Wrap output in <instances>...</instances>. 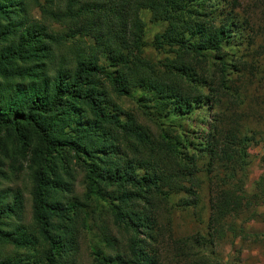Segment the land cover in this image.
Wrapping results in <instances>:
<instances>
[{"label": "trees", "instance_id": "trees-1", "mask_svg": "<svg viewBox=\"0 0 264 264\" xmlns=\"http://www.w3.org/2000/svg\"><path fill=\"white\" fill-rule=\"evenodd\" d=\"M258 145L264 0H0V264H84V234L90 264H228L264 241ZM204 183L205 231L174 236Z\"/></svg>", "mask_w": 264, "mask_h": 264}, {"label": "rangeland", "instance_id": "rangeland-1", "mask_svg": "<svg viewBox=\"0 0 264 264\" xmlns=\"http://www.w3.org/2000/svg\"><path fill=\"white\" fill-rule=\"evenodd\" d=\"M244 7L251 2V0H241ZM142 19L145 21L146 33L145 39L149 42L155 32L162 29L159 24H155L151 21V14L148 10H142L140 12ZM145 52L150 54L154 58H161L162 53H158L150 46H146ZM126 107H133L135 103L131 100L124 101ZM252 157V165L246 182V188L250 189L253 181L260 175L261 166L260 158L264 153V147L262 145L252 146L249 149ZM204 181V179H203ZM209 185L203 184L202 188L198 192V202L194 206L187 208L181 207L179 204L173 207L171 228L174 236H181L185 234H191L200 230L205 231V224L209 214ZM82 188L78 185L76 191L79 193ZM27 198V195L25 194ZM260 212H264V205L258 208ZM26 219L30 216V204L26 202ZM246 227L253 232L264 233V220L256 221L250 220L246 223ZM94 231V230H93ZM220 255L223 261L228 264H264V241L259 243H253L252 240H241L240 238L232 239L227 237L215 245L214 248ZM80 255L79 258L82 263L90 264L92 255H90V249L88 246V235L84 234L80 238Z\"/></svg>", "mask_w": 264, "mask_h": 264}]
</instances>
